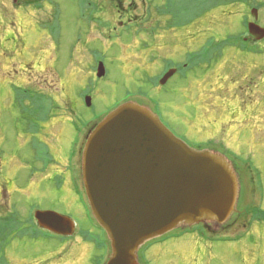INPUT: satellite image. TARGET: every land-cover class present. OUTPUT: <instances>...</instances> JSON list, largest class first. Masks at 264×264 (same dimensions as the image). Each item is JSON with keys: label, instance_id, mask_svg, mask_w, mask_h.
Returning a JSON list of instances; mask_svg holds the SVG:
<instances>
[{"label": "rangeland", "instance_id": "obj_1", "mask_svg": "<svg viewBox=\"0 0 264 264\" xmlns=\"http://www.w3.org/2000/svg\"><path fill=\"white\" fill-rule=\"evenodd\" d=\"M39 1L33 3L37 9H27L23 0L19 5L0 0V216L12 212L18 221L27 222L28 212L38 205L41 211L67 217L76 228L68 242L36 228L17 230V239L2 247L6 263L104 264L110 257L112 249L104 247L103 235L85 202L75 198L70 185L60 189L49 177L57 171L69 175L67 155L83 123L105 115L127 93H142L157 102L159 116L177 137L191 146L221 143L219 150L242 163L249 160L259 176L243 170L248 183L244 182L242 198L254 199L247 215L223 227L207 223L171 233L164 243L146 248L145 263L264 264V221L253 214L264 211V40L256 43L245 24L252 18L249 12L264 0L194 9L192 15L182 14L186 25L180 27L155 15V3L163 0H50L43 6ZM51 9L59 16L57 48L53 37L39 28L43 22L49 24ZM196 12L201 17L189 25L187 19ZM259 12L257 23L264 27V9ZM97 24L111 32L129 30L105 37ZM136 29L144 31L138 36ZM155 33L158 36L151 38ZM230 38L240 39L241 46L245 39L258 47L235 48L225 43ZM212 39L220 46L212 59L182 70L191 64L188 55ZM150 46L154 48L147 50ZM97 58L105 64L102 80L95 77L96 66L91 71ZM166 62L175 75L165 87L155 88L154 80ZM16 86L43 92L42 98L53 103V110L44 115L26 104L21 121ZM85 94H90L91 107L85 104ZM54 116L44 126L45 134L34 132L31 142L28 122L39 124L41 118ZM84 140L85 136L79 145ZM37 152L57 160L54 169L53 164L49 167L50 176L43 175ZM81 159L79 146L77 172Z\"/></svg>", "mask_w": 264, "mask_h": 264}, {"label": "water", "instance_id": "obj_2", "mask_svg": "<svg viewBox=\"0 0 264 264\" xmlns=\"http://www.w3.org/2000/svg\"><path fill=\"white\" fill-rule=\"evenodd\" d=\"M250 32L264 38V29L255 24ZM82 173L95 219L111 243L107 264H139L142 247L177 229L223 227L235 217L241 198L239 173L230 159L191 148L137 102L120 106L90 132ZM36 218L52 232L73 234V223L57 213L39 212Z\"/></svg>", "mask_w": 264, "mask_h": 264}, {"label": "trees", "instance_id": "obj_3", "mask_svg": "<svg viewBox=\"0 0 264 264\" xmlns=\"http://www.w3.org/2000/svg\"><path fill=\"white\" fill-rule=\"evenodd\" d=\"M28 3L29 2H34L36 0H25ZM237 3L236 0H163L160 3H155V15H157L158 18H161L162 20H168V24L169 21H172L173 23L171 24V26L173 27V24L175 22V26H179L180 24L186 23L184 20H182V14H190L192 15V11L194 9L199 10L201 9H207L209 8H215V7H220V6H229V3ZM196 10V11H197ZM199 12H196L193 16H190L187 20H194V18L196 19L197 16L199 15ZM170 17V20H169ZM198 18V17H197ZM163 26V25H162ZM169 26V25H168ZM166 27V25H164V28ZM159 26H157V29L159 31ZM169 30V29H168ZM143 32V31H141ZM141 32H139V34H141ZM138 33V32H137ZM147 33H151V31L147 32ZM158 35V33H157ZM213 47L212 46H208L206 45L204 48H201V50L199 52H195L193 54V58L191 57L189 60L192 64V66H194V61H201L202 59H206L207 61L212 59V52H213ZM205 63V62H203ZM193 67H189V70H191ZM194 69V68H193ZM188 70V71H189ZM15 100L17 105L22 108V115L23 117L21 118V121H24V114L25 111L28 110V108L34 109L36 108V111H41L44 115H45V106H46V101L45 99H43L42 95L40 92L30 89L29 91H24L23 89H15ZM126 96H130V94H126ZM28 106V108L26 109L25 107ZM28 124L34 128L35 130H38L39 124H37V121L35 122H28ZM217 143H211L210 146L206 147L205 149L208 150H213L216 152H221V150H219V148H221V143H219L218 147L214 146ZM198 149H203L202 147H199ZM222 153V152H221ZM229 159L234 163V162H238L237 164L234 163L235 167L238 170L239 173V177H240V185H241V198L239 200L238 203V211L237 213H235V217H240L241 215H247L248 210L250 209V207L253 205V200H251V196H249L250 198V202L246 203L244 202V200H247L246 197L242 198V196L244 195L243 193V185L244 182L247 184V178L245 176V172L243 171L245 170V168H247V170H251L254 174H256L255 170L253 168H251V165L246 161L245 163L240 162L237 158L234 157H230ZM257 176V174H256ZM257 178H259V176H257ZM254 212L255 210L252 209ZM257 218V220H263L264 221V211L260 210L257 213H253ZM234 217V218H235ZM24 222H18L16 221L14 218H12V214L10 213V215H6V216H0V264H7L6 261V251L4 248H2L3 246H6L7 244H10L12 241L16 240V231L17 230H22V229H26L28 230V228H25V224ZM103 235V239H104V247L106 245L105 239L106 236H104V233L101 232ZM8 236L10 239L9 240H5V237Z\"/></svg>", "mask_w": 264, "mask_h": 264}, {"label": "flooded vegetation", "instance_id": "obj_4", "mask_svg": "<svg viewBox=\"0 0 264 264\" xmlns=\"http://www.w3.org/2000/svg\"><path fill=\"white\" fill-rule=\"evenodd\" d=\"M66 164H67L66 172H68L69 175H67L68 176L67 177L66 174H65L64 177H60L61 176V173H60L58 175L59 176V183L61 184L62 188H65L68 185H70V187H69L70 191L75 196V198H77L79 195H82V197H83L85 195L83 182L81 180H78L77 183H76L73 180V177L71 176V172H72L71 166L73 164H76V156L72 160H69V159H68V161L66 160ZM16 173H18V172H16ZM47 176H49V175H47ZM49 179H52V176L49 177ZM67 181L69 182V184H66ZM79 181H80V183H79ZM78 187H79V189H78ZM44 211H48V210H44ZM24 224L23 225L25 226V228H36V229L41 230V227H39V223H37V221L35 219L31 218V217H28L27 222H24Z\"/></svg>", "mask_w": 264, "mask_h": 264}, {"label": "bare ground", "instance_id": "obj_5", "mask_svg": "<svg viewBox=\"0 0 264 264\" xmlns=\"http://www.w3.org/2000/svg\"><path fill=\"white\" fill-rule=\"evenodd\" d=\"M90 129V128H89ZM68 192V191H67ZM68 194H69V192H68Z\"/></svg>", "mask_w": 264, "mask_h": 264}]
</instances>
